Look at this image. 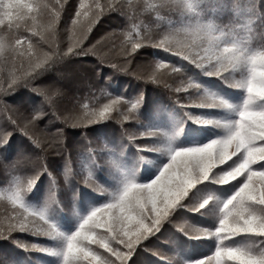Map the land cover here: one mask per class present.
Returning a JSON list of instances; mask_svg holds the SVG:
<instances>
[{"label":"snow or ice","instance_id":"snow-or-ice-1","mask_svg":"<svg viewBox=\"0 0 264 264\" xmlns=\"http://www.w3.org/2000/svg\"><path fill=\"white\" fill-rule=\"evenodd\" d=\"M198 2L199 0H158L154 5L126 6L122 0H109L104 4L99 0L85 4L81 0L71 21L70 42L66 49L61 50L54 48L43 35L44 31H54V23L59 19L58 3L34 0L32 4H28L22 0H0V25H4L0 28V120H6L25 135L31 145L39 149L40 155L36 159L41 161L34 174L24 173L23 178L12 176L7 198L13 205L23 208L25 213L32 209L31 217L43 222L42 230L35 232V235L63 241V247L59 251L38 245H32L33 249L59 255L62 258L61 264H129L138 248L148 250L144 242L159 231L162 223L178 206L187 207L181 202L188 192L197 183L213 177L221 184L236 181L238 187L220 205L218 222L213 228H201L187 222L177 225L190 238L214 237L216 240L215 249L195 260L194 264H264V44H251L242 34L243 27L238 24H224L205 18L198 9ZM145 7L150 8L151 13H155L166 23L155 32L145 31L143 35L139 25L132 24L129 29L131 38L125 36V41L119 46L113 45L118 48L119 55L129 57L142 44L160 49L194 64L205 75L220 79L227 87L241 89L244 98L239 105H233L224 97L202 89L198 83L184 75L178 66L158 63L157 68H165L171 74L186 80L183 92L189 89L199 91L200 94L190 100L191 106L231 109L236 113V118L223 124L227 129L223 136L196 146L169 149L167 163L151 181L138 183L133 177H126L121 188L108 202L93 209L74 232L66 235L48 218L46 210L29 207L24 200L25 194L35 186L39 175L47 171L42 162L44 152L48 148H54L57 155L66 152L62 131L57 128L55 133L49 134L47 125L53 119L72 127L103 122L109 118L113 106L118 103L125 105V111L118 113V119L139 122L140 97L135 101H126L117 96L100 108H89L84 104L81 108L73 105L61 110L58 104L64 93L58 84L36 81L45 72L54 70L69 55H86L89 52L95 54V46L84 48L81 45L90 26L101 16L116 12L133 19L136 10L143 11ZM130 12L133 13L132 16ZM42 15L48 16V23L37 25V17ZM82 16L87 18V24L81 21ZM36 35L41 38L39 46L32 41V36ZM43 43H48L47 51L43 50ZM125 43L130 47H125ZM56 75L59 77L62 73L57 71ZM21 86L41 98L40 103L31 110L13 107L4 99ZM180 92L181 88L177 87L176 93ZM176 99L179 103L178 95ZM184 106L186 105L181 104V107ZM45 117L49 118L42 128L41 121ZM200 122L219 123L212 120ZM121 134L127 136L129 141H135L137 135L127 130H122ZM138 134L150 138L159 135L160 131L147 128ZM10 135V132L0 128V146L7 143ZM231 156L236 159L231 160L233 163L229 165L226 161ZM20 157L24 158L22 155ZM216 165H227V169ZM252 165L255 168L250 167ZM4 167L9 173L19 171L17 159ZM67 168L68 160L65 157L66 176ZM48 175L51 181L48 203L51 204L55 201L57 183L51 173ZM83 181L98 191H104L92 179L91 173ZM207 204L206 199L191 210L199 211ZM17 230L31 231L26 221H20L0 230V236L6 239L11 232ZM241 235L255 239L246 244L232 243L234 237ZM85 241L89 243L86 244ZM90 244L104 249V253L90 251ZM166 260L170 264H187L177 257H167Z\"/></svg>","mask_w":264,"mask_h":264},{"label":"trees","instance_id":"trees-1","mask_svg":"<svg viewBox=\"0 0 264 264\" xmlns=\"http://www.w3.org/2000/svg\"><path fill=\"white\" fill-rule=\"evenodd\" d=\"M33 2L34 0H29L28 4ZM46 2L58 3L60 12L59 19L54 23V31H44L43 35L54 48L66 49L70 42L71 21L81 0H46ZM99 2L104 4L109 0H99ZM122 2L126 6L140 4L147 6L156 4L158 0H122ZM84 3L90 4L92 0H84ZM198 9L205 18L242 26L244 29L242 34L249 35L251 44H264V0H238V3L236 0H199ZM132 15L133 13L130 12V16ZM169 18L175 19V17ZM80 19L87 24L86 17L82 16ZM48 20L47 15H42L37 17L36 23L46 25ZM165 23L166 21H161L147 7L143 11L137 9L133 19L116 12H108L90 26L81 45L84 48L95 46V54L89 52L86 55H69L61 64L55 66L54 70L45 72L36 81V83L58 84L64 93L58 104L61 110L73 105L81 108L84 104L89 108H100L117 96L123 97L126 101H135L140 97L139 122L132 119H118V113L125 111V105L118 103L113 106L109 118L103 122L72 127L64 125L61 120L53 119L47 125L46 130L49 134L55 133L57 128L62 131L66 152L57 155L54 148H48L44 152L42 162L47 171L39 175L35 186L25 194L24 200L29 207L46 210L48 218L66 235L75 231L73 229L76 227V222H79L84 215L108 202L116 193L119 184H123L127 175L123 167L118 165L119 160L125 166H133L138 171L136 179L142 183L151 180L156 175L157 169L167 162L165 150L169 147L167 135L170 130L176 134L178 146H196L225 135V131L218 124H204L197 120L205 115L208 116V120H212L210 117H223L225 116L223 109L191 106L190 100L198 96L199 91L189 89L183 92L186 80L171 74L165 68H157L156 65L163 63L167 66L171 63L178 66L184 75L198 83L204 90L220 91L222 94L232 96L239 93L237 88L225 86L220 79L205 75L194 64H189L160 49L145 47L142 44L140 49L125 57L118 54V48L113 47L114 44L119 46L124 42L125 36L131 38L129 29L132 24L139 25L143 35L145 31L155 32ZM3 27L4 25H0V28ZM101 37L104 39L101 40ZM32 41L34 45L39 46L40 35L32 36ZM42 47L47 51L48 43H43ZM125 47L130 45L125 43ZM125 60L128 62L125 63ZM57 71L62 75L58 77ZM177 87L181 88L178 94ZM177 95L179 103L176 99ZM4 99L9 105L25 111L34 108L41 100L39 96L22 86L17 87ZM181 104L186 106L181 107ZM48 118L45 117L44 121H41L42 128ZM0 128L11 133L7 143L0 146V230L20 221H26L31 229V231H13L6 239L0 236V264H53L59 258L54 254L35 250L31 246L38 245L59 251L63 241L35 235V232L42 230L43 222L31 217V209L30 212L25 213L23 208L13 205L7 198V190L13 175L23 178L24 173L32 175L39 168L41 161L37 160L36 156L40 155V151L6 120H0ZM147 128L159 130L160 134L150 138L141 137L139 131ZM122 130L137 133L135 141H129L127 136H122ZM21 155L24 158H21ZM65 157L68 160L67 176ZM16 159L19 171L7 172L4 165ZM86 159H89L90 165ZM235 159V156H232L226 162L231 165ZM145 160H150L152 163L147 164ZM217 167L227 169V165ZM252 167L255 168L254 165ZM49 173L57 183L55 201L51 204L48 203L51 187ZM89 173L104 191H98L84 183L83 179ZM216 175L218 176L219 173ZM237 187L236 181L221 184L213 177L197 183L181 202L187 207L178 206L162 223L159 231L144 242L148 250L138 248L137 254L132 257L129 264H170V261L166 260L167 257H177L187 264H194V261L201 256L210 254L216 247L214 237L190 238L179 230L177 225L187 222L201 228H213L218 222L220 205L231 197ZM206 199L208 204L199 211L191 210ZM252 239L255 238L241 235L234 237L232 243L246 244ZM89 250L104 253V249H98L95 244H90Z\"/></svg>","mask_w":264,"mask_h":264},{"label":"rangeland","instance_id":"rangeland-1","mask_svg":"<svg viewBox=\"0 0 264 264\" xmlns=\"http://www.w3.org/2000/svg\"><path fill=\"white\" fill-rule=\"evenodd\" d=\"M22 1H24V0H22ZM26 2H24V3H29V0H25ZM31 1V0H30ZM245 28V27H244ZM248 40H250V37H249V35H246L245 36ZM238 91H239V93L237 94V95H232V96H229V95H226V94H222V93H220V91H213V90H211L210 92H213V93H216V94H218V95H220V96H222V97H224L225 99H227L229 102H231L233 105H239L241 102H242V100H243V98H244V93H243V91L241 90V89H237ZM227 92V91H226ZM233 97V98H232ZM223 109V114H225V116H223V117H219V118H214V117H210V119H212V120H215V121H218L219 123H216V124H218L219 126H221L222 127V129L225 131V134H226V132H227V129H225L224 127H223V124H225V123H227V122H230V121H232V120H234L235 118H236V113L233 111V110H231V109H227V108H222ZM197 120H200V121H203V120H208V116H201V117H199ZM223 136V135H222ZM176 137V134L175 133H173L172 132V130H170V133L167 135V139H168V141H167V143H168V145H169V147L165 150V155L167 156V158L169 159V149H175V148H181V147H189V146H193V145H189V146H178L177 145V139L175 138ZM87 157V156H86ZM232 157V156H231ZM230 157V158H231ZM88 158V157H87ZM168 159H167V161H168ZM87 160V162H88V165H90L89 164V159H86ZM120 162L118 163V165L119 166H121V167H123V170H125L124 172L126 173V177H129V176H131V177H133L135 180H136V182H138V180L136 179V174L138 173V171L133 167V166H125L124 164H122V162H121V160H119ZM145 162L147 163V164H151L152 162L150 161V160H145ZM167 163V162H166ZM88 165H87V167H88ZM124 165V166H123ZM217 166H220V165H216V167ZM148 167H151L150 165H148ZM163 166H161V167H159L158 169H157V173H156V175L159 173V171L161 170V168H162ZM250 167H252V166H250ZM156 175H154V177L156 176ZM125 177V178H126ZM153 177V178H154ZM152 178V179H153ZM151 179V180H152ZM151 180H147V181H145V182H142V183H147V182H149V181H151ZM139 183V182H138ZM121 186H122V183H120L119 184V188L118 189H116V192L121 188ZM8 195V194H7ZM112 198V197H111ZM110 198V199H111ZM109 199V200H110ZM30 207H32V208H34L35 209V207L34 206H30ZM32 210V209H31ZM30 212V211H29ZM88 215V214H87ZM87 215H84L83 216V218L84 217H86ZM134 215V214H133ZM82 218V219H83ZM82 219L79 221V222H76V227L73 229V230H76L77 229V227H78V225H79V223L82 221ZM131 225H129V227H130ZM86 242V241H85ZM62 247H63V245H62ZM55 255V254H54ZM55 257L56 258H59L57 261H54L53 262V264H57V263H59V264H61V257L59 256V255H55ZM54 257V258H55Z\"/></svg>","mask_w":264,"mask_h":264}]
</instances>
